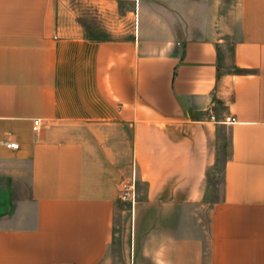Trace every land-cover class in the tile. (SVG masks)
Segmentation results:
<instances>
[{
    "label": "crops",
    "instance_id": "crops-1",
    "mask_svg": "<svg viewBox=\"0 0 264 264\" xmlns=\"http://www.w3.org/2000/svg\"><path fill=\"white\" fill-rule=\"evenodd\" d=\"M118 1L132 25L93 40L61 0H0V175L30 168L0 264H101L126 182L134 264H264V0Z\"/></svg>",
    "mask_w": 264,
    "mask_h": 264
},
{
    "label": "rangeland",
    "instance_id": "rangeland-1",
    "mask_svg": "<svg viewBox=\"0 0 264 264\" xmlns=\"http://www.w3.org/2000/svg\"><path fill=\"white\" fill-rule=\"evenodd\" d=\"M63 6L73 10L79 26L83 29L86 37L93 40H111L120 38L124 30L132 25L133 15L129 14L125 18L126 10H131V5H124L118 0H107L103 2L107 24L99 18V13L95 2L89 0H61ZM230 145L228 143L221 146L219 163L216 170L210 173L209 190L206 200L210 202H220L224 193V164L230 155ZM20 171L16 180L12 176H1L0 185L7 184L8 190L15 195V202H19L29 195V164L24 163L17 167ZM130 177V176H129ZM132 177V175H131ZM125 185H131L132 182ZM126 187V186H125ZM125 187L119 189L120 197L117 202V216L114 229L113 244L107 257L101 264H134L133 253V203L123 201L121 194ZM137 201L143 200L146 195V186L136 182ZM207 222V221H205Z\"/></svg>",
    "mask_w": 264,
    "mask_h": 264
},
{
    "label": "built area",
    "instance_id": "built-area-1",
    "mask_svg": "<svg viewBox=\"0 0 264 264\" xmlns=\"http://www.w3.org/2000/svg\"><path fill=\"white\" fill-rule=\"evenodd\" d=\"M225 122L228 124H233L235 123V120L232 119L231 117H227L225 118ZM39 126V121H35L34 122V127L35 129H37V127ZM3 145L9 149H17L18 145L16 143H13L9 140H4L3 141ZM121 199L123 201H130L132 203L135 202L136 200V191H135V186L134 184L128 185L125 187L123 193L121 194Z\"/></svg>",
    "mask_w": 264,
    "mask_h": 264
}]
</instances>
